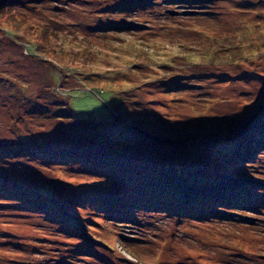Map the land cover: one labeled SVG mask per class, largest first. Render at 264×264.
Masks as SVG:
<instances>
[{"label":"rangeland","instance_id":"1","mask_svg":"<svg viewBox=\"0 0 264 264\" xmlns=\"http://www.w3.org/2000/svg\"><path fill=\"white\" fill-rule=\"evenodd\" d=\"M22 141L73 159L17 157ZM9 145L0 183L81 226L0 187V264H264V0L4 3Z\"/></svg>","mask_w":264,"mask_h":264},{"label":"trees","instance_id":"2","mask_svg":"<svg viewBox=\"0 0 264 264\" xmlns=\"http://www.w3.org/2000/svg\"><path fill=\"white\" fill-rule=\"evenodd\" d=\"M11 0H0V8L2 7V5L6 2H9ZM262 107L260 109H258L255 113H253L250 117V119L252 118L253 120L258 118L259 115H263V109ZM252 120V122H253ZM249 118L246 121V124H249ZM252 124V123H251ZM100 125L98 130H101V135L103 134L102 129H104L105 127H107L106 124ZM253 125H251L252 127ZM93 128V127H92ZM138 132V131H135ZM105 133V132H104ZM140 133V132H138ZM146 138L144 137V139L142 140L141 137H137V139L139 141H143V142H149V143H154V142H161L155 138H153L150 135H147V133L142 132ZM123 134L125 135V133L122 130H119L117 132H109V134L107 136H103L104 138L108 139L109 137H121L123 136ZM130 135V134H129ZM129 137L133 138L135 137V135H130ZM105 139V140H106ZM25 142V143H24ZM22 147L17 150L15 156L19 157V156H26L28 155V153H32L34 155H43V156H49L50 158H57L60 157L62 159H73L72 157V153L66 152L65 150H58L56 149L51 143L49 142H37L35 144H33L32 146L30 144L26 145V141H22L21 142ZM13 145H9V146H0V150L3 151H8L7 148L11 147ZM90 150H92V148H89ZM88 150V149H87ZM12 152V150L10 151ZM13 153V152H12ZM90 155H95V156H101V155H106L105 152L102 151H92V153ZM84 157L86 158H80L81 161H91L89 159V155H84ZM0 187L2 188L3 191H6L10 194H14V193H20L21 195H25L27 196V198L25 199V201H27L28 203L30 202L31 204H33L34 206V210H36V212H41L43 214H46V216H49V218L53 221H56V223H62L68 226H72V228H79L80 225V220L78 218H76L70 211V209L68 210L67 204L62 202L61 200H57V199H51L48 198L47 195L48 193L44 192L41 189H26L25 187L15 184V183H0ZM26 191V192H25ZM25 198V197H24Z\"/></svg>","mask_w":264,"mask_h":264}]
</instances>
